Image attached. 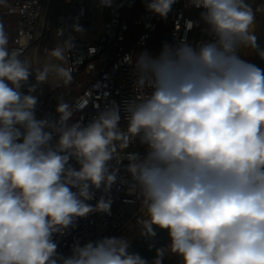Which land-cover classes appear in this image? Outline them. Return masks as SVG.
<instances>
[{"label": "clouds", "instance_id": "clouds-1", "mask_svg": "<svg viewBox=\"0 0 264 264\" xmlns=\"http://www.w3.org/2000/svg\"><path fill=\"white\" fill-rule=\"evenodd\" d=\"M175 2L145 0L163 20ZM100 3L111 7L113 0ZM188 6L201 9L209 38L165 43L156 56H126L133 97L122 109L113 101L87 124L73 122L87 106L81 99L70 106L59 97L55 120L35 115L40 84L73 83L82 59L64 65L75 38L44 48L45 63L33 67L20 49L9 50L0 22V264H147L117 236L77 241L69 257L57 253L54 235L77 218L111 215L109 193L118 181L145 210L133 229L147 237L156 228L168 232L170 243L157 249L153 264H162L166 251L181 264H264V70L239 52L248 46L264 58L250 31L255 14L246 0ZM73 31L84 29L74 24ZM137 141L143 154L129 151ZM121 167L130 180L119 176ZM97 190L104 195L93 206L87 202Z\"/></svg>", "mask_w": 264, "mask_h": 264}, {"label": "built area", "instance_id": "built-area-1", "mask_svg": "<svg viewBox=\"0 0 264 264\" xmlns=\"http://www.w3.org/2000/svg\"><path fill=\"white\" fill-rule=\"evenodd\" d=\"M262 1L246 0L253 9L255 20L257 7ZM129 2L113 0L111 7L102 6L100 0L0 2V22L5 25L9 35V50L20 49L23 53L21 58H27L33 67H42L45 63L44 48H54L69 34L75 38V47L64 66H73L72 61L82 59L74 67V80L69 88H53L51 84H40L37 87L33 93L38 99L35 112L37 119H57L56 107L61 96L70 106H74L79 99L87 103L85 108L75 111L73 122L82 120L87 124L113 101L122 109L124 101L131 99L134 94V66L124 62L126 56L135 59L144 51L156 56L165 43L176 46L185 38L192 43L209 38L206 26L200 21L197 12L201 9L188 6V0H176L167 20L148 11L145 0H138L141 11L131 16L128 13ZM189 20L199 22V26L187 30L185 22ZM74 24L81 26L84 31L74 32ZM58 29H64L65 35L57 37ZM241 48L243 58L249 47ZM33 49L39 51L34 53ZM89 49H95L94 54H89ZM32 83H35L34 77L29 79V85ZM27 86L21 89L25 94ZM76 87H81V90L72 97L71 91ZM129 151L143 154L145 147L137 141L130 146ZM124 164H127L126 160ZM119 176L125 181L130 180L123 167ZM101 195H104L103 191L97 190L94 199L87 203L94 206ZM109 196L112 199L111 215L91 213L87 217L77 218L74 226L65 234L54 235L59 255L71 256L77 241L83 245L89 241L116 236L133 218L145 211L140 205V199L136 195H129L127 183L118 181L112 186ZM172 264H181V258Z\"/></svg>", "mask_w": 264, "mask_h": 264}, {"label": "water", "instance_id": "water-1", "mask_svg": "<svg viewBox=\"0 0 264 264\" xmlns=\"http://www.w3.org/2000/svg\"><path fill=\"white\" fill-rule=\"evenodd\" d=\"M257 45L260 51H264V10L259 23ZM251 63L264 70V58L259 55L258 51H254ZM155 231L156 235L154 237L139 235L130 243L128 252L139 254L146 260L147 264H151L157 255V249L166 248L170 243L167 230L156 228Z\"/></svg>", "mask_w": 264, "mask_h": 264}, {"label": "rangeland", "instance_id": "rangeland-1", "mask_svg": "<svg viewBox=\"0 0 264 264\" xmlns=\"http://www.w3.org/2000/svg\"><path fill=\"white\" fill-rule=\"evenodd\" d=\"M127 10V9H126ZM264 10V4L260 3L257 7V15H256V20L254 21V30L252 32V34L254 35H258V29H259V23H260V19L262 16ZM141 11V7L139 5L138 0H130L129 4H128V13L132 16L138 12ZM201 10H198L197 12L200 14ZM255 50L251 49L249 47V49L246 51V55L243 57V59H245L246 61L251 63L252 60V56ZM239 52H242V48L239 49ZM81 90V87H76L73 88V90L71 91V96L74 97L79 91ZM144 212H140L135 218H133L122 230H120L117 233V237H125L129 240V245L132 241H134L140 234L137 233V231L135 229H133V225L135 224V221L137 219V217L141 214H143ZM169 258V260H168ZM179 257L170 253V252H165V255L162 259V264H172L173 262H175ZM153 264V262L151 263Z\"/></svg>", "mask_w": 264, "mask_h": 264}, {"label": "trees", "instance_id": "trees-1", "mask_svg": "<svg viewBox=\"0 0 264 264\" xmlns=\"http://www.w3.org/2000/svg\"><path fill=\"white\" fill-rule=\"evenodd\" d=\"M262 3L264 4V0L262 1ZM259 21H260V20H259ZM168 245H169V244H168ZM168 245H167V246H168ZM167 246H166V247H167ZM155 259H156V257H155ZM155 259H154V260H155ZM154 260H153V261H154Z\"/></svg>", "mask_w": 264, "mask_h": 264}]
</instances>
